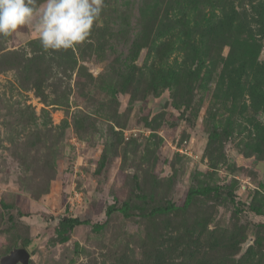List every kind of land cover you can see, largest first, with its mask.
I'll return each instance as SVG.
<instances>
[{"label":"rangeland","instance_id":"rangeland-1","mask_svg":"<svg viewBox=\"0 0 264 264\" xmlns=\"http://www.w3.org/2000/svg\"><path fill=\"white\" fill-rule=\"evenodd\" d=\"M21 248L264 264V0H105L66 51L0 37V261Z\"/></svg>","mask_w":264,"mask_h":264},{"label":"clouds","instance_id":"clouds-1","mask_svg":"<svg viewBox=\"0 0 264 264\" xmlns=\"http://www.w3.org/2000/svg\"><path fill=\"white\" fill-rule=\"evenodd\" d=\"M105 0H0V37L31 29L45 51L69 50L99 27Z\"/></svg>","mask_w":264,"mask_h":264},{"label":"trees","instance_id":"trees-1","mask_svg":"<svg viewBox=\"0 0 264 264\" xmlns=\"http://www.w3.org/2000/svg\"><path fill=\"white\" fill-rule=\"evenodd\" d=\"M193 195V193H192ZM192 195L189 196V199L192 198ZM5 209H9L8 206L4 205L3 206ZM116 207L115 206H110L108 211H107V215H111V213L115 210ZM158 211H162L160 208L156 209L154 211V213L158 212ZM10 221H13L12 216L9 217ZM59 230H57V233L59 235V237H61V240L63 242L69 240V235L70 233L78 226L82 225V224H86V222L81 221L79 218H75V217H63V218H59ZM98 229H102L101 225L97 226ZM28 244V243H27ZM27 247V245H26Z\"/></svg>","mask_w":264,"mask_h":264},{"label":"water","instance_id":"water-1","mask_svg":"<svg viewBox=\"0 0 264 264\" xmlns=\"http://www.w3.org/2000/svg\"><path fill=\"white\" fill-rule=\"evenodd\" d=\"M31 256L26 249H18L2 258L0 264H29Z\"/></svg>","mask_w":264,"mask_h":264}]
</instances>
